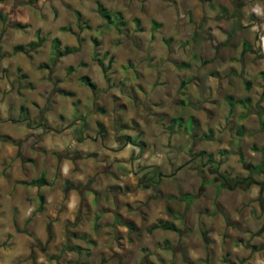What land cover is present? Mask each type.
Instances as JSON below:
<instances>
[{"label":"rangeland","instance_id":"obj_1","mask_svg":"<svg viewBox=\"0 0 264 264\" xmlns=\"http://www.w3.org/2000/svg\"><path fill=\"white\" fill-rule=\"evenodd\" d=\"M261 72L264 0H0V264H264Z\"/></svg>","mask_w":264,"mask_h":264},{"label":"trees","instance_id":"obj_2","mask_svg":"<svg viewBox=\"0 0 264 264\" xmlns=\"http://www.w3.org/2000/svg\"><path fill=\"white\" fill-rule=\"evenodd\" d=\"M201 1H209V0H201ZM96 10H97L98 14L101 16V18L103 20H105L107 25L114 26L117 28H123L125 26V22L123 21L122 15L120 13H112L108 9H106L103 5H101L100 3L97 4ZM75 14H76V17L78 19V22H81V14L79 12H75ZM135 22H136V24H139L138 20H135ZM15 49L19 52L23 51L22 47H16ZM54 49H55V55L57 57H63V56H66L68 54H72L76 50L75 48H69V47H65L64 49L60 50L59 49V43L57 40L54 41ZM249 50L250 49L247 46H245L242 50V54L244 55ZM203 62L205 63V61H203ZM111 63H112V61H110L107 66H105V67L102 66L104 72H107L111 68ZM70 70H72V68H70ZM260 75H262V79L264 80V72H261ZM81 80L92 91L95 90V88H96L95 85L90 81V79L88 77H86V76L81 77ZM186 84H187V82L182 83L183 86H185ZM244 85H245V89L247 91H249V89L251 88V83L249 81H246V82H244ZM227 99L230 102L231 107L235 106L236 104L241 106V107H247V105L250 104L249 98L236 99L235 101L233 100V98L228 97ZM232 101H234V103H232ZM262 130L264 132L263 128H262ZM238 134L240 135L241 131L240 132L238 131ZM261 151H262L263 161H262V164L256 170L264 173V146L262 147ZM238 155H239L240 159H242L241 153H238ZM222 181H223L222 183H223L224 188H226V187L229 189L234 188L232 185H230L228 179H223ZM246 182H247V184H250L251 178L247 177V178L239 179V180L235 181V185L236 186L239 185L241 188H243V190H247L249 185H247V187H246L245 186ZM23 184L27 185V186H32V187H40L41 185L45 184V179L43 177H39L38 179H33L31 181L24 182ZM260 186H261V189H264V183H261ZM40 199L43 202L42 196H40ZM261 203H262L261 214L264 218V198H261ZM128 227H130V225H128ZM151 228L152 229L161 228V229L172 231V232H179V229L176 228L172 223H166V222L162 223L161 221H159L156 225L151 226ZM130 229H133V228L130 227ZM202 236L204 238V241L206 243H209V240L206 237L205 232L202 233ZM66 249H68V247ZM68 250L79 252L80 249L78 247H73V248H69Z\"/></svg>","mask_w":264,"mask_h":264},{"label":"crops","instance_id":"obj_3","mask_svg":"<svg viewBox=\"0 0 264 264\" xmlns=\"http://www.w3.org/2000/svg\"><path fill=\"white\" fill-rule=\"evenodd\" d=\"M261 85V87L264 89V83ZM238 107L241 106L238 105ZM241 108L243 111L239 116L240 121L238 122L237 133L238 131H241L240 135L243 136L242 140H244V143L249 146L250 157L253 160H256V163L253 165V171L254 173L258 174L260 171H257L256 169L262 164L263 161L261 149L264 146V132L262 130V128L264 129V93H261V95L257 96L255 99H250V108ZM238 153H241L242 155L241 150ZM238 160L241 162L243 160V155L242 159H240L238 155ZM257 193L258 192L255 191L254 197H257Z\"/></svg>","mask_w":264,"mask_h":264}]
</instances>
